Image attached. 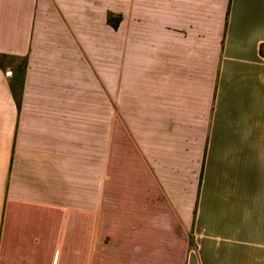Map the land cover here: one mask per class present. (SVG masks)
Wrapping results in <instances>:
<instances>
[{"label": "crops", "instance_id": "0c3cea01", "mask_svg": "<svg viewBox=\"0 0 264 264\" xmlns=\"http://www.w3.org/2000/svg\"><path fill=\"white\" fill-rule=\"evenodd\" d=\"M262 144L264 0H0V264H201Z\"/></svg>", "mask_w": 264, "mask_h": 264}, {"label": "rangeland", "instance_id": "374dc122", "mask_svg": "<svg viewBox=\"0 0 264 264\" xmlns=\"http://www.w3.org/2000/svg\"><path fill=\"white\" fill-rule=\"evenodd\" d=\"M113 14V13H112ZM110 14V22H116L119 29L124 21L122 12L117 14ZM114 20V21H113ZM119 66V65H118ZM103 115V114H102ZM103 121V120H102ZM107 125L102 126V135L107 134ZM107 146V144H103ZM262 146H264L262 144ZM104 150V148L102 149ZM264 152V149L262 147ZM261 173V219L247 225L244 238L236 239H220L214 240L215 246L208 247L206 255H199L198 258L202 259L201 264H264V167L262 166ZM107 177V175H104ZM198 251V250H197ZM168 257V256H166ZM169 258V257H168ZM204 258V260H203ZM168 264V263H167ZM169 264H178L172 261ZM180 264H188L187 258L182 260Z\"/></svg>", "mask_w": 264, "mask_h": 264}]
</instances>
